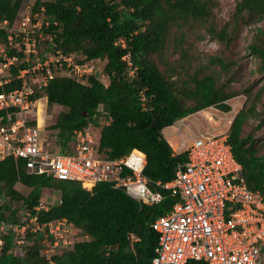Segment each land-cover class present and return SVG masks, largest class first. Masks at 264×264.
Returning a JSON list of instances; mask_svg holds the SVG:
<instances>
[{
	"label": "trees",
	"instance_id": "1",
	"mask_svg": "<svg viewBox=\"0 0 264 264\" xmlns=\"http://www.w3.org/2000/svg\"><path fill=\"white\" fill-rule=\"evenodd\" d=\"M21 1L0 0V25L14 21ZM215 5L214 0H34L30 12H40L48 21L41 26L42 32L52 34L45 49L62 54L79 52L83 57L79 62L104 60L102 72L107 78V84H103L92 74L85 82L54 76L41 89L48 106L57 104L66 109L47 126V132L55 130L53 136L59 142L56 151L66 153L71 130L92 121L99 128V151L115 158L132 148L140 150L145 158L142 173L152 189H158L155 182L171 179L184 153L171 155L162 128L207 106L223 112L230 109L225 101L238 92L229 84L234 79L241 81V73L235 76L239 69L233 67L238 61L222 53L238 38L243 25L264 17V0H235L229 19L216 26L212 17ZM193 24L204 27L221 48L218 54L208 55L205 64L190 70L182 45ZM5 36L6 31L0 27L1 41ZM120 37L130 52L135 74H129V67L121 60L126 50L115 44ZM169 43L172 47L167 52ZM245 51L255 61L252 72L264 76V28H253ZM6 52L10 55L14 50L6 48ZM11 72L15 75L16 68L11 67ZM220 72H224L222 81L218 79ZM19 84V79L9 80L0 85V92ZM261 90L245 96L251 103L233 116L227 141L242 167L247 187L264 194V150L258 152L251 134L241 131L246 118L257 114L260 118L256 124H264V102L260 112L256 113L254 107L255 101H261ZM239 91L249 93L247 87ZM39 96L33 92L31 98ZM98 104L102 105L101 112L95 111ZM15 109L0 111L2 123L5 113L12 115ZM27 124H34L33 118ZM16 184L27 188L26 193L21 194ZM44 188L58 191L59 199L40 208ZM2 197L5 201L0 203V221L15 223L24 209L35 215L38 223L65 218L86 237L52 256V264H150L156 234L148 224L175 200L166 195L158 204L139 206L108 183H98L89 192L77 181L30 173L23 160L11 156L0 159ZM130 234L137 239L131 240ZM1 237L0 264H46L39 253L40 231L23 234V241L32 243L22 252L14 249L16 235L12 231ZM186 264L202 263L190 260Z\"/></svg>",
	"mask_w": 264,
	"mask_h": 264
},
{
	"label": "built area",
	"instance_id": "2",
	"mask_svg": "<svg viewBox=\"0 0 264 264\" xmlns=\"http://www.w3.org/2000/svg\"><path fill=\"white\" fill-rule=\"evenodd\" d=\"M39 14L17 12L16 29L13 22L0 25L6 31V40L0 39V85L20 80L18 87L0 92V111L16 108L12 115L5 113L3 123L0 115V159H21L30 173L77 181L89 192L98 183H108L139 206L158 204L166 195L173 197L170 207L148 224L156 234L150 264H186L190 260L202 264H264V194L247 187L224 134L204 132L193 137L182 150L184 160L176 163L172 178L155 182L158 189H152L142 173L143 153L132 148L109 158L98 150L99 128L92 121L71 130L66 153L56 151L59 142L53 136L55 130L42 132L37 112L32 117L34 124H27L30 119L26 116L38 101L31 98L33 86L42 89L54 76L78 81L90 74V68L74 61L72 53L48 50L39 56L38 42L50 44L52 37L42 32L41 26L48 21L42 14L40 20ZM115 44L126 50L121 60L129 67V74H135L124 39L118 38ZM6 48L14 53L8 55ZM11 67L16 68L15 75ZM95 111L101 112L102 105L98 104ZM177 153L172 149V155ZM38 207L45 208L40 203ZM18 218L15 223L0 221V248L1 236L7 231L19 236L16 243L23 242L25 232L40 231V243L45 247L40 255L46 264H52V256L70 243L65 237L74 234L73 225L65 218L38 223L36 216L24 209ZM129 238L137 239L133 234Z\"/></svg>",
	"mask_w": 264,
	"mask_h": 264
},
{
	"label": "rangeland",
	"instance_id": "3",
	"mask_svg": "<svg viewBox=\"0 0 264 264\" xmlns=\"http://www.w3.org/2000/svg\"><path fill=\"white\" fill-rule=\"evenodd\" d=\"M34 0H22L21 5L19 8L20 13H24L25 11H30L31 5ZM215 6L212 9V17L216 20V26H220L223 24L226 20L229 19L230 14L233 10L234 1L235 0H214ZM39 19L42 20V15L39 14ZM17 22H18V15L15 17L13 21V26L16 29L17 28ZM254 27H261L264 28V17L256 22L249 23L246 25H243L241 27V31L239 33L238 38L231 44V46L228 48V50L223 51L222 55L227 58H232L236 61H238V64L233 67V70L235 68H238L239 71L235 72V76L237 77L241 73V81L234 79L229 84V88L232 90L237 91L238 93L227 99L225 102L230 106V109L226 112H223L214 106H207L205 108H202L196 112H193L191 115L190 120L187 121L188 127H190V130L187 128H184L180 131L181 138H184L183 144L181 145V148H183L185 145V136L190 135V132H193L197 134L198 132H201L205 129L209 130L211 133H221L225 132L227 134L229 124L235 115V113L238 111L240 107H243L246 109L250 101L245 100L246 95H252L256 91L259 90L260 87H262L260 97V102H254V107L256 113L260 112L263 108L262 103L264 102V76L253 73L252 70H254L255 61L252 57L245 51V47L247 43L250 40L251 34L253 32ZM204 27H202L199 24H193V28L190 30V33H188V36L186 37L187 42L183 41L182 48L186 52V60L190 64V70H193L198 65H203L206 62V58L208 55L211 54H218L219 50L221 48V44L214 40L213 38L209 37L205 32ZM172 47V44L169 43V47L167 52L170 51ZM36 52L39 53V56H44L48 50L45 49V43L43 40H40L38 42V48ZM175 52V51H173ZM73 60L79 61L83 57L79 52L72 53ZM172 53L168 55L169 58H171ZM176 54L174 53V57ZM85 63L86 67L90 68V74L94 75L98 80H100L103 84H107V78L105 74L102 72V67L104 64V60H88L83 61ZM55 74H58L59 70H56V68H51ZM215 69H217V66H215ZM224 72L219 73V81H222L224 78ZM39 75L32 76L33 79L38 78ZM85 78L83 77L81 80L77 79L78 82H85ZM247 87L249 93L244 94L240 93L239 89ZM34 92H37L40 96L38 97V101L36 106H33L31 109V112L26 116L27 119L34 118L35 112H37L36 117L38 121V126H42V132L44 130V134H47V126L52 124L55 121V118L59 112L65 111L66 109L60 105L52 104L48 106L46 104V99L44 96H42L41 89L37 88L36 85L33 86ZM188 104H191L190 102H187ZM260 118V115H254L251 117L246 118L242 125V134H246L249 132L251 134V137L253 138V144L257 148L258 152H262L264 150V124L257 125ZM34 121V120H33ZM192 122V124H191ZM180 122H174L173 127L178 126ZM187 127V126H185ZM186 129V130H185ZM164 133V132H163ZM166 137V132L164 133ZM174 148L177 147L176 143H171ZM178 144V143H177ZM15 188L21 193H26V188L16 184ZM59 199V193L53 188H44L42 189L41 197L39 199V203L41 206L47 208L50 205H54L58 202ZM5 198H0V203L4 202ZM13 205H17V202H13ZM28 225L31 226L32 224L28 222ZM72 232L74 234H71L70 236H66L65 238L67 240H70L69 244H66L64 247L60 248L61 250H65L70 248V245L79 240H84L86 237L81 233L80 229L73 226ZM42 234V233H41ZM64 237V236H63ZM19 238V236H17ZM16 238V239H17ZM42 238V236H41ZM41 240V239H40ZM40 240L39 243V253L43 252V249L45 248L44 245H41ZM32 241L28 240L23 241L22 243H16L14 249L15 250H21V252L24 249V246L31 244ZM18 244V246H17ZM19 247V248H18ZM19 252V251H18Z\"/></svg>",
	"mask_w": 264,
	"mask_h": 264
},
{
	"label": "crops",
	"instance_id": "4",
	"mask_svg": "<svg viewBox=\"0 0 264 264\" xmlns=\"http://www.w3.org/2000/svg\"><path fill=\"white\" fill-rule=\"evenodd\" d=\"M191 114H189V115H186V116H184V117H182V118H180L177 122H180L179 123V125L178 126H175V127H173V125H169V126H166V127H164L163 129H162V135H163V137H164V139L166 140V142L170 145V146H172V148H174L173 147V145L171 144V143H173V142H175L176 143V145H177V149H178V151L181 149V145L183 144V140H184V138H181V135H180V131L183 129L184 130V128H187V129H189L190 130V127H188V125H187V121H191L190 120V118H191ZM176 122V121H175ZM191 124H192V122H191ZM185 126H187V127H185ZM186 130V129H185ZM166 132V135H168V137H166L165 136V134L164 133ZM191 134L190 135H187V136H185L186 138H185V143H186V139H187V141H189L190 140V138L192 137V136H194L195 135V133H193V132H190ZM178 143V144H177ZM20 185V184H19ZM26 191H27V188H26Z\"/></svg>",
	"mask_w": 264,
	"mask_h": 264
},
{
	"label": "clouds",
	"instance_id": "5",
	"mask_svg": "<svg viewBox=\"0 0 264 264\" xmlns=\"http://www.w3.org/2000/svg\"><path fill=\"white\" fill-rule=\"evenodd\" d=\"M19 11V10H18ZM46 99V98H45ZM192 114V113H191ZM189 115V114H188ZM184 117V116H183ZM182 118V117H181ZM180 119V118H179ZM179 119H177V120H175V121H178ZM99 121H101V120H99ZM174 121V122H175ZM174 122L171 124V125H173L174 124ZM169 126V125H168ZM166 127V126H165ZM164 128V127H163ZM162 128V129H163ZM162 131V130H161ZM204 132H208V133H211L209 130H207V129H205V130H203V131H201V132H198L197 134H195L194 136H192L191 138H190V140L189 141H187V139H186V143L184 144L185 146L183 147V148H181L179 151H178V149H177V147L176 148H172V146H170L168 143V146L170 147V150H171V153H172V149L174 150V152L175 151H177L178 153L177 154H179V153H184V151H182L185 147H186V145L191 141V139L193 138V137H195V136H197L198 134H200V133H204ZM161 134H162V132H161ZM211 134H224L225 136H226V140H227V134L225 133V132H221V133H211ZM163 136V135H162ZM166 141V140H165ZM227 143H228V141H227ZM229 144V143H228ZM229 147H230V144H229ZM230 151H231V147H230ZM176 154V155H177ZM231 154H232V151H231ZM172 155V154H171ZM173 156V155H172ZM232 156H233V154H232ZM233 158H234V156H233ZM235 159V158H234ZM236 160V159H235ZM237 161V160H236ZM238 162V161H237ZM239 163V162H238ZM239 165H240V163H239ZM241 166V165H240ZM241 173H242V167H241Z\"/></svg>",
	"mask_w": 264,
	"mask_h": 264
}]
</instances>
